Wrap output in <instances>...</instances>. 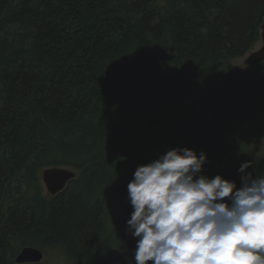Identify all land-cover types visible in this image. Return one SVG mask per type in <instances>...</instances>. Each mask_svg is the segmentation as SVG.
<instances>
[{
  "label": "trees",
  "instance_id": "obj_1",
  "mask_svg": "<svg viewBox=\"0 0 264 264\" xmlns=\"http://www.w3.org/2000/svg\"><path fill=\"white\" fill-rule=\"evenodd\" d=\"M263 22L264 0H0V264L25 247L135 264L129 216L116 237L109 211L149 149L204 151L203 174L237 186L243 162L264 174L247 138L264 118V63L228 68ZM49 168L76 178L45 194Z\"/></svg>",
  "mask_w": 264,
  "mask_h": 264
},
{
  "label": "clouds",
  "instance_id": "obj_2",
  "mask_svg": "<svg viewBox=\"0 0 264 264\" xmlns=\"http://www.w3.org/2000/svg\"><path fill=\"white\" fill-rule=\"evenodd\" d=\"M207 153L176 146L140 164L127 184L135 264H264V174L240 186L204 173Z\"/></svg>",
  "mask_w": 264,
  "mask_h": 264
},
{
  "label": "rangeland",
  "instance_id": "obj_3",
  "mask_svg": "<svg viewBox=\"0 0 264 264\" xmlns=\"http://www.w3.org/2000/svg\"><path fill=\"white\" fill-rule=\"evenodd\" d=\"M261 45H262V42L260 40L255 45L252 51L258 50L261 47ZM246 57L247 55L242 58L232 59L228 66L229 71L236 72V71L255 70L257 66L251 67V66L245 65L244 61ZM199 93L200 91H197L194 94L192 99L184 101L182 105L175 110L173 117H172L171 125L175 123L176 121H179L184 118L188 108L191 107L192 103L194 102L195 98L198 96ZM256 118L259 120L261 119L259 118V115ZM249 125H250V129H249L250 134H248L247 138H248L249 144L251 145V148L258 149L260 152L264 154V118L258 124L249 123ZM147 152H148L147 155L142 154V156L146 155L144 159L147 162H149L153 160L152 149H149ZM42 183H43L44 193L49 194L44 182ZM122 196L118 195L115 198V200L112 202V205L109 211V220H110L109 226L111 227V230L114 232L116 237L119 236V234L121 233L123 229V222L121 220L125 217L126 214H128L129 219H130V213L132 211V208L130 204L127 202V199L125 198L123 200ZM117 245H118V242L116 243V247ZM40 264H73V262L71 263L67 258L63 257V255L60 252L54 249H48L46 250V253L44 254L43 262H41Z\"/></svg>",
  "mask_w": 264,
  "mask_h": 264
},
{
  "label": "water",
  "instance_id": "obj_4",
  "mask_svg": "<svg viewBox=\"0 0 264 264\" xmlns=\"http://www.w3.org/2000/svg\"><path fill=\"white\" fill-rule=\"evenodd\" d=\"M261 47L250 52L244 63L246 66H258L264 63V22L261 26ZM42 180L47 191L52 196L61 193L68 183L76 178V172L67 168H49L42 172ZM127 197V193L123 195V199ZM44 259V253L34 247H25L15 258L16 264H39Z\"/></svg>",
  "mask_w": 264,
  "mask_h": 264
},
{
  "label": "flooded vegetation",
  "instance_id": "obj_5",
  "mask_svg": "<svg viewBox=\"0 0 264 264\" xmlns=\"http://www.w3.org/2000/svg\"><path fill=\"white\" fill-rule=\"evenodd\" d=\"M125 193H126V192H125ZM125 193H124V194H125ZM124 194H123V195H124ZM122 199H123V196H122ZM124 199H125V198H124ZM124 199H123V200H124Z\"/></svg>",
  "mask_w": 264,
  "mask_h": 264
}]
</instances>
